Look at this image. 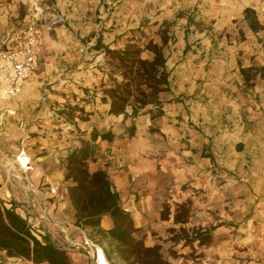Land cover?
<instances>
[{
	"label": "rangeland",
	"instance_id": "rangeland-1",
	"mask_svg": "<svg viewBox=\"0 0 264 264\" xmlns=\"http://www.w3.org/2000/svg\"><path fill=\"white\" fill-rule=\"evenodd\" d=\"M257 6L253 0H0V52L1 41L29 18L27 26L40 35L36 50L45 32L46 45L71 58V74H85L111 102L116 94L135 109L128 135L137 148L148 144V160L136 189L118 197L142 248L135 264L264 261V9ZM246 9L255 13L256 32ZM157 51L166 85L158 83L160 71L151 84L141 77L142 62H153ZM243 68H251L248 83ZM16 153L0 139L8 171L23 179ZM67 186L56 190L69 199ZM102 219L113 227L110 217ZM70 223L110 264H126L105 238L76 225L75 217ZM57 239L50 241L71 264H90L80 245Z\"/></svg>",
	"mask_w": 264,
	"mask_h": 264
},
{
	"label": "crops",
	"instance_id": "crops-1",
	"mask_svg": "<svg viewBox=\"0 0 264 264\" xmlns=\"http://www.w3.org/2000/svg\"><path fill=\"white\" fill-rule=\"evenodd\" d=\"M253 1L260 4L255 7L257 11L264 9V1ZM48 41V34L43 32L41 47L36 50L38 69L22 83L15 96L2 97L7 67L0 59V139L13 144L17 151L24 150L33 162L29 176L24 179L20 175L23 179H18L13 178L8 164L0 157V206L13 208L34 232L49 239L57 237L58 243L79 246L82 238L46 213L68 222L75 216L65 192L55 196L47 192L49 186L59 189L64 183L62 158L90 142L88 170H104L113 190L123 200L136 189L137 178L145 172L142 162L148 160L149 146L144 142L141 148L135 147L136 138L128 135L134 120L132 108L126 107L123 114H110L111 101L103 93V86L92 83L85 74H71V58L54 46H47ZM144 121L142 118L140 124ZM93 136L95 140L91 142ZM101 227L108 230L103 219ZM15 262L20 260L8 258L0 251V264Z\"/></svg>",
	"mask_w": 264,
	"mask_h": 264
},
{
	"label": "trees",
	"instance_id": "trees-1",
	"mask_svg": "<svg viewBox=\"0 0 264 264\" xmlns=\"http://www.w3.org/2000/svg\"><path fill=\"white\" fill-rule=\"evenodd\" d=\"M244 16L252 31L256 32L261 28L253 10L246 9ZM141 67L144 73L141 77H144L145 81L152 83L160 71L162 77L158 83L167 84L164 60L158 51L155 52L153 62L149 64L142 62ZM250 71L251 68L240 70L246 83L250 81ZM113 99L110 114H123L126 100L116 94ZM133 112L135 113V109ZM102 138L105 139L107 136L103 135ZM94 140L93 136L90 141ZM91 154L92 145L88 142L72 151L66 158L64 182L68 184L67 194L75 211V224L90 228L96 235L108 241L112 253H116L126 264H135L139 258L137 249L142 248L130 235L132 220L129 213L118 205V195L113 190L107 173L101 169L93 172L88 170L87 162ZM103 217H110L113 220L111 229L101 228ZM0 251L8 258L21 259L33 264H71L67 253L55 246L47 235L34 232L13 208L7 209L4 206H0Z\"/></svg>",
	"mask_w": 264,
	"mask_h": 264
},
{
	"label": "built area",
	"instance_id": "built-area-1",
	"mask_svg": "<svg viewBox=\"0 0 264 264\" xmlns=\"http://www.w3.org/2000/svg\"><path fill=\"white\" fill-rule=\"evenodd\" d=\"M29 20V18L23 20V28L11 35H7L1 42L3 50L0 52V59L7 67V73L4 78V92L9 97L17 95L20 92L22 83L35 74L38 69L36 47L40 35L37 30L33 31L27 26ZM14 164L24 179L33 171L32 159L24 150L17 151L14 156ZM47 192L49 195L55 196L57 190L49 186ZM41 194L43 195L42 192ZM46 213L48 216H51L55 223L80 232L82 238L80 246L85 250L90 264H110L103 249L89 239L77 226L64 219L56 218L48 212ZM19 260L20 262H15V264H33L31 262L27 263L28 261Z\"/></svg>",
	"mask_w": 264,
	"mask_h": 264
}]
</instances>
